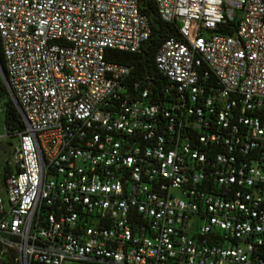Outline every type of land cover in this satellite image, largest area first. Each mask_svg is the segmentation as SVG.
Returning <instances> with one entry per match:
<instances>
[{"label":"built area","instance_id":"obj_1","mask_svg":"<svg viewBox=\"0 0 264 264\" xmlns=\"http://www.w3.org/2000/svg\"><path fill=\"white\" fill-rule=\"evenodd\" d=\"M0 0L23 124L0 185L20 264H264V0ZM220 29V30H218ZM203 31L211 32L203 36Z\"/></svg>","mask_w":264,"mask_h":264},{"label":"trees","instance_id":"obj_2","mask_svg":"<svg viewBox=\"0 0 264 264\" xmlns=\"http://www.w3.org/2000/svg\"><path fill=\"white\" fill-rule=\"evenodd\" d=\"M140 10L147 18L150 25V34L145 42L144 48L139 53H128L115 49H105L104 55L108 60L132 63L140 62L142 69L153 71V53L163 41V39L170 36L178 37V30L176 23L162 21L156 12L155 3L153 0H139ZM220 30V29H218ZM0 64L4 67L3 58L0 48ZM0 109L3 113V129L6 135L16 134L23 128L21 118L4 87L0 77ZM11 171V168L6 164L0 175V185L4 176ZM0 264H20L17 254L13 250L3 251L0 254ZM86 264H103V263H86Z\"/></svg>","mask_w":264,"mask_h":264},{"label":"rangeland","instance_id":"obj_3","mask_svg":"<svg viewBox=\"0 0 264 264\" xmlns=\"http://www.w3.org/2000/svg\"><path fill=\"white\" fill-rule=\"evenodd\" d=\"M211 32L203 31V36L209 35ZM3 113L0 109V175L6 164H10L12 152L17 147L18 139L16 134L6 135L3 129ZM1 193V192H0ZM73 264V263H66Z\"/></svg>","mask_w":264,"mask_h":264},{"label":"water","instance_id":"obj_4","mask_svg":"<svg viewBox=\"0 0 264 264\" xmlns=\"http://www.w3.org/2000/svg\"><path fill=\"white\" fill-rule=\"evenodd\" d=\"M0 77H1V79H3V68L1 66V64H0Z\"/></svg>","mask_w":264,"mask_h":264}]
</instances>
